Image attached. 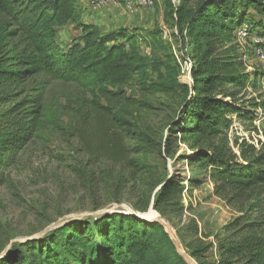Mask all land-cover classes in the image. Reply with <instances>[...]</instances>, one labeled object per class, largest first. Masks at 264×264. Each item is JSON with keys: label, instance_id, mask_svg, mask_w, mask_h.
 <instances>
[{"label": "trees", "instance_id": "obj_1", "mask_svg": "<svg viewBox=\"0 0 264 264\" xmlns=\"http://www.w3.org/2000/svg\"><path fill=\"white\" fill-rule=\"evenodd\" d=\"M80 7L78 0H0V185L32 139L42 94L53 80L88 81L109 101L115 94L124 98L122 88L130 85L143 96L160 87L178 90L180 110L177 121L167 125L169 137L180 129L181 137L196 134L211 141L226 133L232 116L252 121L254 111L264 109L260 94L245 95L248 87H259L263 72L249 74L234 43L235 30L249 21L248 9L264 13L263 0H198L192 8L179 1L174 23L180 50L193 53L191 85L179 81V64L172 45L163 46L160 29L147 34L153 46H162L163 55L147 57L128 28L103 31L95 23L83 22ZM166 11L165 5L164 15ZM68 22L81 30L78 40L64 50L56 27ZM105 117L93 130L80 134L81 146L90 154L125 162L128 121L114 113ZM261 132L258 150L243 140L239 155L222 143L193 152L191 161L209 168L214 195L227 204H238L248 195L255 211L262 212L251 220L236 217L222 227L215 264H264V129ZM179 183L166 179L155 193L152 206L160 216L183 214ZM193 232L197 234L196 228ZM186 247V253L202 264L208 246L196 241ZM0 264L188 263L158 221L112 212L70 220L27 239L0 257Z\"/></svg>", "mask_w": 264, "mask_h": 264}, {"label": "rangeland", "instance_id": "obj_2", "mask_svg": "<svg viewBox=\"0 0 264 264\" xmlns=\"http://www.w3.org/2000/svg\"><path fill=\"white\" fill-rule=\"evenodd\" d=\"M179 1L155 0L151 9L134 6L133 10L121 3L110 2L104 8H95L92 0H78V3L83 10V22L101 23L102 28L108 23L98 19V14L104 11L114 14L125 9L119 20L123 16L124 28L137 35L136 42L143 55H163L162 46H153L147 34L157 28L162 31L163 46H174L180 59L191 61L192 51L180 50L176 36L174 9ZM182 1L186 8H192L198 0ZM165 5L167 11L161 20L157 11L161 9L163 13ZM153 10L155 13L150 16ZM248 15L247 36L240 40L237 49L246 71L251 74L253 70L262 69L248 43L262 24L264 13L249 8ZM109 27L113 28L114 23ZM80 30V26L72 22L57 26L56 37L61 48L66 50L74 39L78 40ZM179 81L187 85L192 82L186 74H179ZM122 90L125 97L115 94L111 101L88 81L74 84L53 80L44 90L36 131L10 169L8 178L0 185V254L5 255L23 241L38 238L70 220L96 218L112 212L131 214L130 210L145 215L149 210L156 212L153 198L166 179L173 183L180 180L184 212L169 219L160 217L167 221L170 236L181 251L186 253V245L196 241L208 246L202 264L217 261L218 239L222 237L225 224L239 216H246L248 220L260 217L262 212L255 211L248 195L238 204H227L214 195L215 181L209 175V168L191 159L196 148H208L211 144H225L236 155L243 140L247 144L253 142L257 145H253L255 149H260L262 140L258 130L264 129L263 108L254 111L252 121L232 116L226 133L211 141L196 134L181 137L180 129H174V136L169 137L167 125L177 121L180 110L179 91L160 87V91L143 96L136 85ZM259 94V87L245 90L246 97ZM107 113L124 116L128 121L125 144L129 156L125 162L90 154L81 146L80 134L93 130Z\"/></svg>", "mask_w": 264, "mask_h": 264}, {"label": "built area", "instance_id": "obj_3", "mask_svg": "<svg viewBox=\"0 0 264 264\" xmlns=\"http://www.w3.org/2000/svg\"><path fill=\"white\" fill-rule=\"evenodd\" d=\"M92 2L95 4V8L98 7H107L110 2L114 4L121 3L124 5L126 9L133 10L134 6H140V7H145V8H152L153 7V1L152 0H92ZM245 25V26H244ZM258 27V26H257ZM247 26L246 24H242V26L238 27L235 32H234V43L238 46L240 43V40H245L247 36ZM250 49L253 51V54L255 55L257 61L260 63L262 69L261 71L263 72L262 77L260 78L259 81V93L261 95V100H264V20L262 21V24L259 25V27L255 30L253 35H251V38H249V43H248ZM239 47V46H238ZM173 48V53L174 56L179 64L180 68V74H186L187 77L190 76V69H191V61L186 58L180 59L179 54L177 53L176 49L174 46ZM231 127V123H230ZM258 137L263 141V136L262 132L259 129L258 130ZM262 136V137H261ZM261 143V141H260ZM252 145L253 142H251ZM257 146V145H255Z\"/></svg>", "mask_w": 264, "mask_h": 264}, {"label": "crops", "instance_id": "obj_4", "mask_svg": "<svg viewBox=\"0 0 264 264\" xmlns=\"http://www.w3.org/2000/svg\"><path fill=\"white\" fill-rule=\"evenodd\" d=\"M163 9H164V7H163ZM124 10L123 9H119L118 11H115L114 14H119L118 16L114 15L110 11H104V12H102V14H98L99 15L98 19H103V20H105V22L108 23V25L106 27L102 28L101 27V23H96V22H94V23L97 24L103 31H109V30H113V29H116V28H119V27H125L126 25H122V23H121L122 21L124 22L123 16L119 20V16H121V14H122V12H124ZM160 11H161V9H158L157 15L160 17L161 20H164V12L160 13ZM154 13H155V10H153V12L150 14V16L152 14H154ZM111 22L114 23V27L113 28L109 27L111 25ZM162 23H163V21H162Z\"/></svg>", "mask_w": 264, "mask_h": 264}, {"label": "water", "instance_id": "obj_5", "mask_svg": "<svg viewBox=\"0 0 264 264\" xmlns=\"http://www.w3.org/2000/svg\"><path fill=\"white\" fill-rule=\"evenodd\" d=\"M129 213L133 214V215L136 216L137 218L144 219V220H148V219L142 217V216L140 215V213H136V212H133V211H131V210L129 211ZM158 215H159V214H158ZM153 220H156V221H158L160 224H162V226L164 227L165 231H166V232L168 233V235L170 236V232H169V230H168V229H169V227H168V223H167V221H166L164 218L159 217V218H151V219H149V221H153ZM30 239H32V238H30ZM170 239H171L173 245L175 246L176 251H177L182 257H184L186 260H188V261H192L194 264H196V263L193 261V259H192L187 253H185L184 251H181V250L178 248L176 241H175L171 236H170ZM2 256H4V253L0 254V257H2Z\"/></svg>", "mask_w": 264, "mask_h": 264}, {"label": "bare ground", "instance_id": "obj_6", "mask_svg": "<svg viewBox=\"0 0 264 264\" xmlns=\"http://www.w3.org/2000/svg\"><path fill=\"white\" fill-rule=\"evenodd\" d=\"M142 217L146 218V219H151V218H159L160 215H158L157 212L153 211V210H149V212L145 215V214H140ZM191 264H194L192 261H189Z\"/></svg>", "mask_w": 264, "mask_h": 264}]
</instances>
